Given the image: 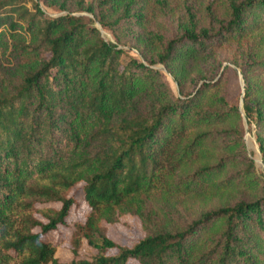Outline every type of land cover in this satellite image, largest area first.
Segmentation results:
<instances>
[{"label":"trees","instance_id":"trees-1","mask_svg":"<svg viewBox=\"0 0 264 264\" xmlns=\"http://www.w3.org/2000/svg\"><path fill=\"white\" fill-rule=\"evenodd\" d=\"M245 125L264 162V0H209L202 15L187 0H0V264H67L42 234L79 182L72 252L85 239L94 253L76 264H264ZM125 213L145 229L131 245L104 225Z\"/></svg>","mask_w":264,"mask_h":264},{"label":"rangeland","instance_id":"rangeland-1","mask_svg":"<svg viewBox=\"0 0 264 264\" xmlns=\"http://www.w3.org/2000/svg\"><path fill=\"white\" fill-rule=\"evenodd\" d=\"M175 1V0H174ZM181 0H178V5ZM190 4L193 5V9L198 10V13L202 15L205 11V6L209 0H187ZM49 14L55 15V12L46 9ZM89 16H93L92 13L83 11ZM158 19H169L167 14L160 15ZM98 29L101 31L102 35L105 38L113 40L111 33L101 27V25L96 21L95 22ZM128 48V46H124ZM227 50L223 49V52H220L221 57L226 55ZM154 67L160 68L163 71L164 77L168 84L171 86L173 90H176L175 83L172 80L171 76L164 69L162 64H155ZM233 68L229 70V84H228V95L229 98H235L239 95V104L242 108V97H243V79L238 67L231 65ZM244 139L246 141V145L248 151L251 153L256 169L259 174L264 178V162L262 161L261 154L259 152L257 143L255 141L253 130L249 131L248 126L245 125V134ZM82 182L76 184L68 195H71L75 202L71 205L69 213L66 217V221L64 224H58L57 227L53 230H50L46 233L42 234V237L48 241H50L55 246V256L59 261L65 262L67 264H76L74 261L78 259L88 258L91 254L94 253V249L91 248L85 239H81V241L77 245V255L74 256L72 249L74 248L73 241V229L75 222H81L84 220L88 213V205L83 198L82 193ZM189 201V200H187ZM181 206L178 208L181 211L187 212L191 211L192 207L188 203H180ZM59 202L55 201H46L39 202L38 207L41 210L45 207H59ZM40 210L34 212L35 217L44 221L45 217L42 215ZM106 227V234L111 237L114 241L122 245H131L136 242L139 238L145 235V229L142 226L141 219L138 215L133 213H125L119 216L118 220L112 223H104ZM35 230H39V227H36ZM127 264H140L136 259L129 258L127 260Z\"/></svg>","mask_w":264,"mask_h":264},{"label":"water","instance_id":"water-1","mask_svg":"<svg viewBox=\"0 0 264 264\" xmlns=\"http://www.w3.org/2000/svg\"><path fill=\"white\" fill-rule=\"evenodd\" d=\"M242 99V98H241ZM264 165V164H263Z\"/></svg>","mask_w":264,"mask_h":264}]
</instances>
